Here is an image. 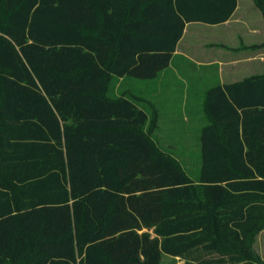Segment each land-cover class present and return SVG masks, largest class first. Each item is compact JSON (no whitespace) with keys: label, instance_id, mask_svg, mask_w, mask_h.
<instances>
[{"label":"trees","instance_id":"trees-1","mask_svg":"<svg viewBox=\"0 0 264 264\" xmlns=\"http://www.w3.org/2000/svg\"><path fill=\"white\" fill-rule=\"evenodd\" d=\"M237 7L0 0V264H264V74L206 90L195 179L148 135L147 109L109 93L157 78L187 23Z\"/></svg>","mask_w":264,"mask_h":264},{"label":"rangeland","instance_id":"rangeland-1","mask_svg":"<svg viewBox=\"0 0 264 264\" xmlns=\"http://www.w3.org/2000/svg\"><path fill=\"white\" fill-rule=\"evenodd\" d=\"M193 65L188 66L189 70H194ZM186 81L191 87H201L206 80L193 72L179 74L173 71H167L153 80L115 77L111 81L109 93L133 98L145 107L150 116L145 126L148 135L161 152L175 159L195 179L201 166L200 129L209 123V118L204 110L206 90L197 91V97L193 98L194 91L184 89ZM173 86H177L176 91H173ZM190 109H195L197 115H190ZM255 248L264 260V228L256 236ZM210 259L207 256L206 260ZM192 263L216 264L202 260ZM161 264H187V261L164 255Z\"/></svg>","mask_w":264,"mask_h":264},{"label":"crops","instance_id":"crops-1","mask_svg":"<svg viewBox=\"0 0 264 264\" xmlns=\"http://www.w3.org/2000/svg\"><path fill=\"white\" fill-rule=\"evenodd\" d=\"M256 44H264L262 11L254 0H238L236 11L226 22L187 23L170 66L157 78L167 71L197 74L206 80L203 86L191 87L187 81L184 83V89L193 90V98H196L197 91L203 92L219 82L232 83L264 74V46L253 48ZM190 64H195L194 70H189ZM172 88L177 90V86ZM190 111V115H197L195 109Z\"/></svg>","mask_w":264,"mask_h":264}]
</instances>
